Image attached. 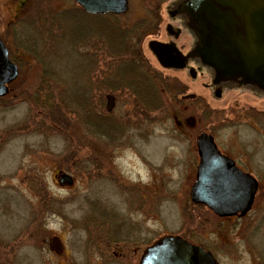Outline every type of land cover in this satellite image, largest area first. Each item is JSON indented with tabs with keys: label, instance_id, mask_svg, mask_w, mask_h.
Masks as SVG:
<instances>
[{
	"label": "rangeland",
	"instance_id": "374dc122",
	"mask_svg": "<svg viewBox=\"0 0 264 264\" xmlns=\"http://www.w3.org/2000/svg\"><path fill=\"white\" fill-rule=\"evenodd\" d=\"M20 1L0 0V33L19 66L0 96V264H138L167 234L219 264H264V138L239 108L251 96L217 100L206 75L163 68L148 46L165 38L176 0H129L123 15ZM204 129L260 180L240 219L191 201Z\"/></svg>",
	"mask_w": 264,
	"mask_h": 264
},
{
	"label": "water",
	"instance_id": "95a60500",
	"mask_svg": "<svg viewBox=\"0 0 264 264\" xmlns=\"http://www.w3.org/2000/svg\"><path fill=\"white\" fill-rule=\"evenodd\" d=\"M87 12L121 14L128 9V0H76ZM186 18L185 28L195 38L191 50L183 54L175 42L151 40L148 46L159 63L169 69H184L189 59H198L213 70L212 80L231 85H257L264 89V0H182L178 10ZM168 32L172 25H168ZM175 38L180 28L170 31ZM176 53V60H171ZM174 58V57H173ZM192 78L197 71L190 69ZM19 74L10 59L9 49L0 37V96L8 92V84ZM221 91L216 90L219 98ZM199 163L190 189L191 200L205 205L220 217L244 216L252 207L258 181L240 169L235 161L223 154L211 134L202 132L197 138ZM61 184L73 179L60 173ZM57 253L63 248L53 241ZM138 264H218L211 252L179 235L167 234L146 247Z\"/></svg>",
	"mask_w": 264,
	"mask_h": 264
},
{
	"label": "flooded vegetation",
	"instance_id": "af4514ba",
	"mask_svg": "<svg viewBox=\"0 0 264 264\" xmlns=\"http://www.w3.org/2000/svg\"><path fill=\"white\" fill-rule=\"evenodd\" d=\"M77 6H75V9H77L78 11H84L86 13H89V14H95V13H91V12H87L80 4H78L76 2V0H73ZM182 0H176V1H173L172 2V9L170 8L169 10L171 11H175L176 9L178 10L179 6L178 4L181 2ZM24 2L25 0H21L20 3L21 5L20 6H24ZM69 10V9H67ZM70 12H72L70 10ZM168 22L166 23L165 25V38L162 39V40H157V41H160L161 43H171V42H175L176 43V46L178 47V49L183 53V54H187L192 46H193V43H194V37L191 35V33L185 28V25H186V18L183 14H174L173 16H171L170 14H168ZM172 25L173 28H180L181 29V33L179 35V37L175 38L174 35H172V33H170V31L173 32V28H171V30L168 32V25ZM185 32H187L189 34V36H191L192 38V42H190L187 47H182L180 45H178V43L176 42L177 40H179L182 36V38L185 36ZM0 36L2 37L1 33H0ZM3 39V38H2ZM4 43L6 44V46L8 47L9 49V52H10V57L11 59L15 62H16V59H15V55H14V51L12 50L10 44H8L5 39H3ZM151 41V40H150ZM149 41V42H150ZM148 42V43H149ZM174 57V58H173ZM173 57L172 55H170V59L171 60H176L175 58L177 57L176 53H173ZM157 61V64H159L160 66H162L159 61L156 59ZM163 67V66H162ZM165 68V67H163ZM191 68H194L196 69L197 71V77L196 78H192V79H197L198 77L200 78V75H206L207 79H208V82L210 83H206V88L210 91V94L213 98L217 99V100H221V99H224L223 98V95L225 93V91H228V92H234V93H241V94H246V95H249V97L251 96L250 99H247V105H240V109H242L245 113V115L248 114V116L250 117V120L247 121V125L256 132V134H259V136H261V138L263 137L264 138V110H259L257 108L256 105L252 104L250 101L251 100H256L254 102H258V101H264V89H262L261 87L257 86V85H250V86H245L244 84H242V82L239 80V83L235 84V85H231L230 82L226 81L224 82V80L219 84V85H215V83L213 82L212 80V76H214V73H213V70L205 65H203L198 59H189L188 60V63H187V67H185L184 69H178V70H183V71H187L189 72ZM166 69H169V68H166ZM173 70H176V69H173ZM189 75H190V72H189ZM191 76V75H190ZM216 90H220L221 91V96L219 98L215 97V92ZM258 109V110H257ZM202 132H207L209 134H211L216 142V145L218 146V148L220 149V151L226 155H228L230 158H232L236 165L241 168L244 172H247L249 174H251L253 177H255L258 181V189H257V192H256V195H255V198H254V202L252 204V207L251 209L249 210V212L252 211V208L255 204V200H256V197H257V194L259 193V186H260V180L258 179V177H256L254 174H252L251 172L247 171V169H244L241 164L243 161H241V159H237L235 157H232L229 153H228V149H226V147L221 144L219 142V140H217L216 136L214 135V133L209 130V129H204L202 131H200L197 135H196V139H195V154H193V159L194 161L196 162V167H197V163L199 162V154H198V148H197V138H198V135ZM263 142V145H264V141ZM248 212V213H249ZM246 216V215H245ZM235 219H240V218H236V217H233ZM242 218V217H241ZM207 249V248H206ZM209 250V249H208Z\"/></svg>",
	"mask_w": 264,
	"mask_h": 264
}]
</instances>
